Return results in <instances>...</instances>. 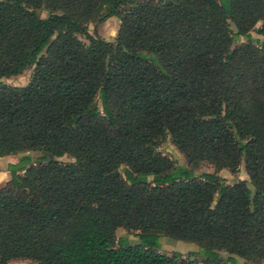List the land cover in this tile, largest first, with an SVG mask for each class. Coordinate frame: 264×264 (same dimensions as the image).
Masks as SVG:
<instances>
[{"label":"trees","instance_id":"1","mask_svg":"<svg viewBox=\"0 0 264 264\" xmlns=\"http://www.w3.org/2000/svg\"><path fill=\"white\" fill-rule=\"evenodd\" d=\"M111 16L112 40L89 32ZM253 30L264 36V0H0V157L17 155L0 185V264L264 262ZM31 67L25 86L1 82ZM166 137L214 171L173 164ZM241 163L252 189L218 175ZM161 237L199 250L160 253Z\"/></svg>","mask_w":264,"mask_h":264},{"label":"rangeland","instance_id":"2","mask_svg":"<svg viewBox=\"0 0 264 264\" xmlns=\"http://www.w3.org/2000/svg\"><path fill=\"white\" fill-rule=\"evenodd\" d=\"M42 17H44L46 15L45 11H41L40 14ZM100 24L98 25H94L93 23L88 24V30L90 33H93V31L95 30L96 33L101 36L104 37L105 39L108 40H112L115 36H116V32L118 29V18L113 17L111 18L108 22H106L105 24ZM260 23H258L256 26H259ZM251 36L252 39L254 40H258V44H264V36L258 34L256 31H251ZM78 37L84 41L87 42V40L85 39V37L83 35H78ZM246 39L243 37H239L234 41V45L241 43V42H245ZM32 73V67L31 68H27L24 71H22V73L18 74V75H14V76H7V77H2L1 78V82L3 84L9 85V86H16V87H22L25 86L31 76ZM99 104V101H98ZM158 151L168 157L171 162L175 165H187L189 168H192L194 170V172L196 174L202 173V172H212L214 171V168L208 164V163H201L195 167H191L187 164L186 158L185 156L177 149V147L171 142L169 137H166L158 146ZM30 155L32 157V161L36 162L38 159H40V157L42 156V153L38 150L32 151L30 152ZM59 161L61 162H68V161H72L73 158L65 155L61 158H58ZM120 172L122 173V170L120 169ZM218 175H220L221 177L225 178L226 181L228 183H233L237 180H245L247 182V185L249 186L250 189H252L250 183H249V178L244 170V166L241 163L239 165V169L237 171L236 174H231L227 169H221L218 171ZM2 185V184H0ZM116 237H120V236H128V238L131 240V242H135L137 239L135 237V233H126V231L122 228H118L116 230ZM160 249L159 252L166 254V255H170L173 252H179L183 257H186L188 254H190L191 252H196L199 250L198 246L193 244V243H187V242H183V241H175L172 239H169L167 237H161L160 238ZM222 258L226 259L228 257V254L225 252L221 253ZM236 259V263L235 264H243L245 263V260H243L240 257L237 256H233ZM200 263L203 262V258L201 256H196L195 257ZM8 264H35L34 262L30 261V260H12L10 261ZM231 264V263H228ZM248 264H254V263H248ZM261 264H264V262H262Z\"/></svg>","mask_w":264,"mask_h":264},{"label":"crops","instance_id":"3","mask_svg":"<svg viewBox=\"0 0 264 264\" xmlns=\"http://www.w3.org/2000/svg\"><path fill=\"white\" fill-rule=\"evenodd\" d=\"M113 17L114 16L107 18L101 24L102 25L105 24ZM118 25H119V19H118ZM16 161H17V155H5V156L0 157V184L4 183L9 178V172L7 171V165L10 163H15Z\"/></svg>","mask_w":264,"mask_h":264},{"label":"water","instance_id":"4","mask_svg":"<svg viewBox=\"0 0 264 264\" xmlns=\"http://www.w3.org/2000/svg\"><path fill=\"white\" fill-rule=\"evenodd\" d=\"M165 2H168V0H165ZM51 158V155H48V159L50 160Z\"/></svg>","mask_w":264,"mask_h":264}]
</instances>
